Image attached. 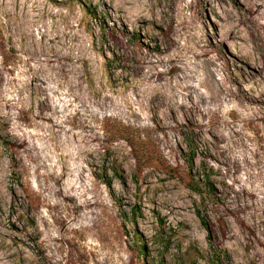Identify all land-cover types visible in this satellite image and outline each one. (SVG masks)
<instances>
[{"label":"rangeland","instance_id":"rangeland-1","mask_svg":"<svg viewBox=\"0 0 264 264\" xmlns=\"http://www.w3.org/2000/svg\"><path fill=\"white\" fill-rule=\"evenodd\" d=\"M197 208L264 264V0H0V264H210Z\"/></svg>","mask_w":264,"mask_h":264},{"label":"trees","instance_id":"trees-1","mask_svg":"<svg viewBox=\"0 0 264 264\" xmlns=\"http://www.w3.org/2000/svg\"><path fill=\"white\" fill-rule=\"evenodd\" d=\"M3 145H8V140L6 138H2V142H1ZM192 155H193V152H190L188 154V156H186V161L188 163V165L190 166V168L193 166V160H192ZM12 161H14L13 157L10 158ZM207 177V175H205ZM105 174H102V179L104 180V182L107 184V185H110V181L107 180V178H105ZM207 179V178H206ZM202 182V181H201ZM199 184L202 185V187H204L205 189L209 190V191H213V186L210 182H206L204 180V183H198V182H189L188 183V187L191 189V190H194L196 192H201V188L199 186ZM136 208L132 207V214L135 215L136 214ZM195 213L196 215L199 217L200 219V222L201 224L206 228L208 234H207V240H208V248H209V251H210V259H209V263L210 264H221V261H220V258L222 257V255L226 256V253L224 250L220 249V248H217L213 242L211 241V230L207 224V221L205 219V216L201 213V211L197 208L195 210ZM137 251L140 255H144V253L146 252V246L145 244L141 241V240H138V243H137ZM157 261V260H156ZM157 264H161L160 261H157Z\"/></svg>","mask_w":264,"mask_h":264}]
</instances>
